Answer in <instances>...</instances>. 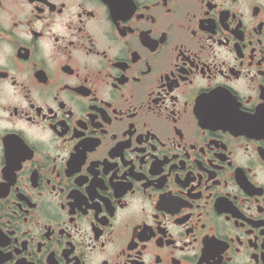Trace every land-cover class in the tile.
<instances>
[{"label":"flooded vegetation","instance_id":"af4514ba","mask_svg":"<svg viewBox=\"0 0 264 264\" xmlns=\"http://www.w3.org/2000/svg\"><path fill=\"white\" fill-rule=\"evenodd\" d=\"M0 264H264V0H0Z\"/></svg>","mask_w":264,"mask_h":264}]
</instances>
